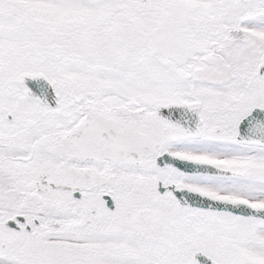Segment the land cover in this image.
I'll return each instance as SVG.
<instances>
[{"label": "snow or ice", "instance_id": "obj_1", "mask_svg": "<svg viewBox=\"0 0 264 264\" xmlns=\"http://www.w3.org/2000/svg\"><path fill=\"white\" fill-rule=\"evenodd\" d=\"M0 264H264V0H0Z\"/></svg>", "mask_w": 264, "mask_h": 264}]
</instances>
